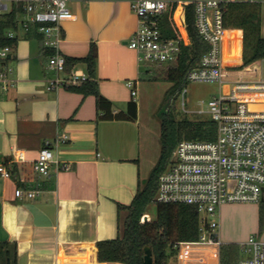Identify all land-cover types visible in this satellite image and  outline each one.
<instances>
[{"label": "crops", "instance_id": "obj_1", "mask_svg": "<svg viewBox=\"0 0 264 264\" xmlns=\"http://www.w3.org/2000/svg\"><path fill=\"white\" fill-rule=\"evenodd\" d=\"M131 1L68 0L75 18L63 23L60 49L66 58H81L95 44L100 93L112 102L115 113L136 101V121L99 119L94 94L85 95L68 86L50 89L53 73L47 68L43 38L18 32V44L9 61L17 82L7 92H0V162H8L17 148L26 156L21 163H7L14 171L11 178L0 176V242L17 244V264H123L101 262L97 242L122 232L117 203L132 202L139 180L146 178L143 166L151 160V143L158 134L151 117L144 120L142 113L145 106H158L153 96L142 97L145 79L158 67L140 64L137 52L128 46L138 27ZM164 1L169 7L166 14L174 7L179 19L186 15L187 3L197 0ZM256 1L262 6L264 37V0ZM67 70L88 74L82 62ZM129 80L137 82L134 96ZM62 132L70 140L55 146L59 163L52 167L50 177H40L33 162L45 141ZM62 163L69 168H62ZM22 185L41 188L42 194L20 199L15 190ZM256 208L243 203L221 207L219 236L224 244L238 245L258 231L260 210L256 220ZM248 212L249 221L245 218ZM126 214L122 211L121 216ZM240 220L242 228L233 230L232 224ZM257 235L264 240V230ZM193 249L194 258L204 253L201 248ZM182 259L179 252L180 264Z\"/></svg>", "mask_w": 264, "mask_h": 264}, {"label": "built area", "instance_id": "obj_2", "mask_svg": "<svg viewBox=\"0 0 264 264\" xmlns=\"http://www.w3.org/2000/svg\"><path fill=\"white\" fill-rule=\"evenodd\" d=\"M253 0H197L196 24L200 35L209 44L199 64L192 68L186 82H218L220 95L208 102L207 110L195 112L209 114L216 124L217 135L213 140L183 139L177 145L172 160L160 175L156 198L161 202H183L198 206L201 225L198 241L182 242L179 252L183 264L197 262L222 264L223 241L219 236L220 209L228 203L264 201V111L252 109L251 103L264 102V58L258 63L254 75L237 74L227 79L224 69V6L230 2ZM131 8L138 17V27L128 40V46L137 52L140 64L169 68L179 59L184 46L191 44L186 15L177 19L173 10V33L163 25L168 4L164 0H132ZM16 13L17 27L5 32L8 38H17L18 32L34 31L44 40L45 48L53 53L47 56V68L53 73L49 88L77 85L88 80L84 72L67 70V58L60 49L64 39L63 23L75 18L68 0H0V17ZM13 48L0 47V92H7L16 85L9 61ZM136 81L127 85L136 94ZM181 89L183 109L186 108V86ZM229 85V93L224 86ZM70 136L58 133L45 141L33 162L34 171L40 177L51 176L52 167L58 164L55 146L67 143ZM26 160L25 151L17 148L12 164ZM8 162H0V176L14 175ZM62 168H69L67 163ZM15 194L20 199H35L42 194L38 187L22 185ZM149 213L143 221L150 220ZM183 244V247H182ZM238 264H264V240L257 234L240 242ZM193 247L204 250L194 258Z\"/></svg>", "mask_w": 264, "mask_h": 264}, {"label": "trees", "instance_id": "obj_3", "mask_svg": "<svg viewBox=\"0 0 264 264\" xmlns=\"http://www.w3.org/2000/svg\"><path fill=\"white\" fill-rule=\"evenodd\" d=\"M195 2L186 6V18L191 44L184 46L178 61L169 68L155 69L154 79L166 78L174 83L164 98L166 108H161V153L147 180H139L137 192L130 204L117 203L118 228L122 229L116 237L97 242L98 259L101 262L144 264L146 247H151L155 264H170L171 258L179 252L182 242L198 241L201 216L197 205L183 202H161L156 198L160 175L170 164L174 151L183 139L213 140L216 138V124L209 119L178 118L174 99L185 85L188 72L195 68L209 44L200 35L196 24ZM174 7L165 15V30L173 33L172 13ZM17 27L16 13L0 17V47H17V38H8L5 32ZM224 69L237 72L264 58V37L262 36V6L259 1L230 2L224 6ZM30 34L38 35L37 32ZM43 38V37H42ZM46 49V55L53 53ZM98 48L95 44L90 53L81 58H67V69L75 63H85L89 78L83 83L69 85L73 91L85 95L94 94L97 99L98 118L102 120H129L138 118V103L130 101L126 110L117 113L112 102L99 91L96 77ZM235 74L233 78L236 76ZM260 223L264 227V201L260 203ZM155 207L156 215L143 221L144 214ZM122 211L127 214L123 218ZM222 264H238L240 253L236 244H223ZM17 244L0 242V258L4 264H17Z\"/></svg>", "mask_w": 264, "mask_h": 264}, {"label": "rangeland", "instance_id": "obj_4", "mask_svg": "<svg viewBox=\"0 0 264 264\" xmlns=\"http://www.w3.org/2000/svg\"><path fill=\"white\" fill-rule=\"evenodd\" d=\"M259 63H255L252 64L248 67H246L245 69L238 71V72H225L226 77L230 78L233 77L235 74H239V75H244L246 77H250L251 75H254V71L256 68H258ZM153 74H151L150 76H147V78L145 79L147 85L145 84V89L144 91H142V97H151L153 96V98H155L157 100L156 105L160 106L161 108H166V102H164V96L168 90V88L172 87L174 85V83L166 78H156L154 79ZM188 89V92L185 95V101H186V108L188 111H185L183 109V97L181 94V91L178 93V95L176 96V98L174 99V107L176 110V114L178 118H183V117H189L192 119H209L210 116L207 113H197L195 111L202 109V110H207L208 108V102L213 98V97H217L220 95L221 92V87L220 84L218 82H199V81H189L186 83L185 85ZM148 91V92H146ZM225 93H229L230 91V86H226L224 89ZM162 102V104H161ZM159 103V104H158ZM146 105V104H145ZM158 106H155L157 108H152V109H148L147 106H145L143 108V119L147 120L148 118L151 119V126L153 127V129L155 131H157V137L155 142L151 143V150H150V154L149 157L151 158L150 162L147 164L149 165L148 167H146L145 165L143 166V177H146L145 180H147V178L149 177L152 169L150 165H154L153 163H157L160 153H161V142H160V138L158 137L159 133H161V119H160V109H158ZM157 109V110H156ZM153 110H155V112H153ZM152 118L154 120H152ZM159 138V139H158ZM144 180V181H145ZM243 204H247V205H253V206H258L259 209L256 208V220H257V212L260 210V203L258 202H244ZM149 214L152 217H155L156 215V210L155 207L152 205L149 211ZM245 218L246 220H250V215L249 212L245 214ZM258 221H259V229L256 233L253 234H263V230L264 227H261V223H260V218L258 217ZM242 220H240V222L238 224H232V229H241L242 228ZM210 264H216L215 260H211L210 259ZM4 260H2L0 258V264H4ZM170 264H180V260H179V252L174 255L171 260H170Z\"/></svg>", "mask_w": 264, "mask_h": 264}, {"label": "water", "instance_id": "obj_5", "mask_svg": "<svg viewBox=\"0 0 264 264\" xmlns=\"http://www.w3.org/2000/svg\"><path fill=\"white\" fill-rule=\"evenodd\" d=\"M250 106L252 109L264 111V102L251 103ZM212 259L216 261L215 258H211V260ZM144 264H155L153 252H152L151 247H149V246L146 247V249H145Z\"/></svg>", "mask_w": 264, "mask_h": 264}, {"label": "bare ground", "instance_id": "obj_6", "mask_svg": "<svg viewBox=\"0 0 264 264\" xmlns=\"http://www.w3.org/2000/svg\"><path fill=\"white\" fill-rule=\"evenodd\" d=\"M228 86V85H227Z\"/></svg>", "mask_w": 264, "mask_h": 264}]
</instances>
